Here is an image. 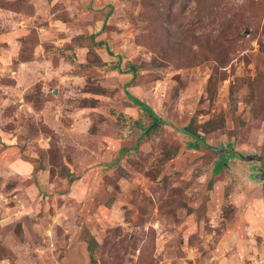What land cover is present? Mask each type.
<instances>
[{
    "label": "rangeland",
    "instance_id": "374dc122",
    "mask_svg": "<svg viewBox=\"0 0 264 264\" xmlns=\"http://www.w3.org/2000/svg\"><path fill=\"white\" fill-rule=\"evenodd\" d=\"M258 158L264 0H0V264H264Z\"/></svg>",
    "mask_w": 264,
    "mask_h": 264
},
{
    "label": "trees",
    "instance_id": "16d2710c",
    "mask_svg": "<svg viewBox=\"0 0 264 264\" xmlns=\"http://www.w3.org/2000/svg\"><path fill=\"white\" fill-rule=\"evenodd\" d=\"M104 26H105V23L102 25V28H104ZM120 61H121V58H119L118 60V64H117L118 66L120 64ZM124 72L126 74H131L132 77L136 76V70L134 66H129V68H127ZM127 97L137 108H139L142 112H144L152 120V124L149 127L144 128V134L148 135L152 130L157 129L159 126L163 124L162 121H160V118L157 117L155 112L148 105L132 97L129 94H127ZM183 133L193 139V142L190 144L192 148L198 149L200 147V143L202 142V140L198 137V135L192 132L191 126H186L183 129ZM226 161H227L226 159L222 158V160L219 163H217L215 167L217 173L221 170L222 166L224 165Z\"/></svg>",
    "mask_w": 264,
    "mask_h": 264
},
{
    "label": "water",
    "instance_id": "95a60500",
    "mask_svg": "<svg viewBox=\"0 0 264 264\" xmlns=\"http://www.w3.org/2000/svg\"><path fill=\"white\" fill-rule=\"evenodd\" d=\"M53 92H55V91H53ZM212 150H217V149H214V148H211ZM237 156H239L240 158H242L243 160H245V161H252V160H254V158H257L256 156H254V155H250V156H242L241 154H239V153H237ZM261 159V158H260Z\"/></svg>",
    "mask_w": 264,
    "mask_h": 264
},
{
    "label": "flooded vegetation",
    "instance_id": "af4514ba",
    "mask_svg": "<svg viewBox=\"0 0 264 264\" xmlns=\"http://www.w3.org/2000/svg\"><path fill=\"white\" fill-rule=\"evenodd\" d=\"M238 158V157H237ZM257 161H260V162H262L263 163V165H264V159H260V158H258V160ZM262 169V174H263V179H264V167L263 168H261Z\"/></svg>",
    "mask_w": 264,
    "mask_h": 264
}]
</instances>
